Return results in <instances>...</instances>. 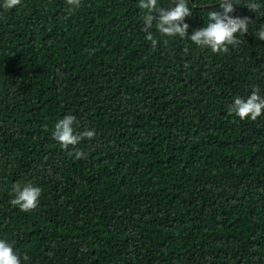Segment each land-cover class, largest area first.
Segmentation results:
<instances>
[{
    "label": "trees",
    "instance_id": "16d2710c",
    "mask_svg": "<svg viewBox=\"0 0 264 264\" xmlns=\"http://www.w3.org/2000/svg\"><path fill=\"white\" fill-rule=\"evenodd\" d=\"M251 2L264 12L233 4L251 22L227 54L164 45L154 27L153 50L138 0L0 9V239L21 264H264V113L228 115L235 97L264 96ZM219 3L189 0V36ZM65 115L95 130L76 146L86 159L52 138ZM17 182L42 189L34 211L9 203Z\"/></svg>",
    "mask_w": 264,
    "mask_h": 264
},
{
    "label": "clouds",
    "instance_id": "9594fccd",
    "mask_svg": "<svg viewBox=\"0 0 264 264\" xmlns=\"http://www.w3.org/2000/svg\"><path fill=\"white\" fill-rule=\"evenodd\" d=\"M82 0H66L68 5L67 14L70 16L80 8ZM22 0H0V9L10 11L21 6ZM237 0H220L222 13L211 11L207 14L208 22L205 27L199 28L188 35L189 25L185 23V18L192 15V9L189 7V0H172L168 9L161 7L158 0H138L137 7L142 11L141 20L143 23L142 32L145 33L144 39L150 42L151 48L155 50L161 42L153 34V27L161 38L164 45H168L172 39H188L194 45L203 49H210L214 54H227L229 46L235 48L242 41L238 36H244L248 31V25L251 22L247 17H233L229 14L234 12L233 4ZM248 9L254 13L261 12V3L251 2L246 4ZM192 7H196L195 4ZM255 38L264 41V24H261L259 30L254 33ZM188 51L187 48L184 49ZM260 88L254 87L251 94L246 98L237 96L233 102L228 105V115L238 117L239 120L251 119L257 120L264 113V96L260 94ZM76 118L72 115H65L59 119L52 131V138L59 144L62 150L68 151L70 157L74 156L76 160L87 158L84 151L77 148L81 141H89L95 138L94 129H85L81 132L75 131L74 124ZM44 130L47 131L45 125ZM42 189L34 186L32 183L17 182L12 185L13 198L9 203L21 212L34 211L39 204ZM27 259V256L24 257ZM0 264H21L20 257L16 254L13 246L6 240L0 239Z\"/></svg>",
    "mask_w": 264,
    "mask_h": 264
}]
</instances>
